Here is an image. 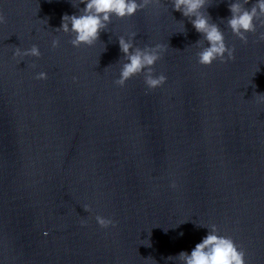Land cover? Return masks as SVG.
<instances>
[{"label":"clouds","instance_id":"obj_1","mask_svg":"<svg viewBox=\"0 0 264 264\" xmlns=\"http://www.w3.org/2000/svg\"><path fill=\"white\" fill-rule=\"evenodd\" d=\"M152 3H158V0H80V4H84L85 7L79 9L78 15L64 14L61 26L56 30L74 34V38L70 40L73 47L92 46L99 40L101 32L106 31L112 16L118 19L131 17ZM249 3L250 0H232L228 4L231 15L226 19L232 33L245 44L248 43V33H256L258 25L264 28V0H255L250 7H246ZM172 5L175 11L188 18L196 32L202 35L203 41L207 42V46L202 47L197 53L200 65L210 66L216 60L226 63L235 59V48L227 46L224 33L217 23L211 21V16L207 13L208 0H172ZM6 22L5 16L0 14V24ZM135 36L136 33H132L131 39L119 37V48L126 62L123 63L120 76L114 83L124 87L133 76L143 73L144 82L149 90L163 86L167 77L164 74L154 75V65L162 58L167 50L166 46L156 44L154 47H136L133 43ZM259 40L264 41V32L260 33ZM197 44H201V40L197 41ZM58 46L59 39H54L52 47ZM13 55L38 58L41 53L39 48L33 45L23 51L17 47ZM35 78L46 80L47 73L41 71ZM259 96L264 99V95ZM171 187H176L174 182ZM84 209L86 212L90 211L88 206H84ZM95 220L104 229L115 226L112 219L101 215H96ZM84 224L86 222H82V226ZM245 256V251L240 249L231 237L219 235L216 225H211L208 234L195 245L190 254L182 251L176 257L168 259H177L180 264H246Z\"/></svg>","mask_w":264,"mask_h":264}]
</instances>
